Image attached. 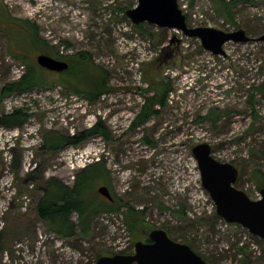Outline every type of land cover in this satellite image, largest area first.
<instances>
[{
  "label": "rangeland",
  "instance_id": "obj_1",
  "mask_svg": "<svg viewBox=\"0 0 264 264\" xmlns=\"http://www.w3.org/2000/svg\"><path fill=\"white\" fill-rule=\"evenodd\" d=\"M186 2L191 27L226 33L243 29L252 39L264 34V0ZM137 4L0 0V117L15 111L30 115L21 127H0V264H95L98 256L133 255L135 244L146 243L156 229L192 245L211 264H242L241 247L252 264H264L262 240L253 237L243 245L242 236L221 229L216 212L210 214L214 203L207 191H181L180 186L192 149L208 144L215 160L237 168L235 186L250 199L264 189V42H228L225 55L214 56L199 39L176 30L150 24L140 30L124 11ZM36 33L38 42L33 43ZM51 47L59 54L88 57L92 69L106 71L110 91L92 102L72 88H86L80 74L69 84L48 76L36 57ZM147 64L166 68L175 92L147 124L132 128L145 99L153 95L145 92ZM19 65L25 66V75L32 69L41 84L3 96L4 88L24 78L17 80ZM98 123L109 130V140L95 136L56 152L44 149L50 131L74 136ZM7 132L21 133L15 141ZM22 139L34 147L27 148ZM90 152L97 156L84 168L78 155ZM101 162L108 181L97 184L91 195L106 201L97 192L106 186L117 201L144 210V222L154 229L130 231L122 207L98 214L88 238L78 234L65 240L51 233L35 212L47 182L54 179L73 188L79 173ZM72 219L77 223V214Z\"/></svg>",
  "mask_w": 264,
  "mask_h": 264
},
{
  "label": "trees",
  "instance_id": "obj_2",
  "mask_svg": "<svg viewBox=\"0 0 264 264\" xmlns=\"http://www.w3.org/2000/svg\"><path fill=\"white\" fill-rule=\"evenodd\" d=\"M125 9L124 11L127 12L128 10ZM145 24L147 23L141 24L139 29L141 30ZM37 37V33L32 35L31 39L33 43L38 42ZM173 63L177 68V59L173 60ZM159 65L152 68L151 64H147L148 67L144 71L143 76V81L147 84L145 92L146 94L153 95L145 99V103L142 105L139 114L134 120L132 128L142 127L147 124L153 116L158 114V107H166L170 96L175 92L172 81L168 75H165L166 68L162 69ZM92 66L91 60L88 57H77L72 59L69 73H72L75 69L78 70V75H81L80 81L84 86L86 85V88H72L76 92L84 93L85 97L93 102L102 95L107 94L110 88L108 87L106 71L102 68L92 69ZM172 67L174 68V66ZM39 84L41 83L34 76L33 70L29 68L24 78L20 82L4 88L2 95L6 96L18 88L32 90L34 87L39 86ZM29 118L30 115L23 111H15L9 115H2L0 117V127L8 129L18 128L28 123ZM95 136H102L107 140L110 139L109 130L103 123H98L92 129L74 136L61 135L50 131L45 135L44 149L48 152H56L69 146H79L84 141ZM257 176H260V173L257 172ZM108 177L109 173L106 169V164L101 162L89 166L79 173L73 188H68L60 181L54 179L49 180L44 187V194L36 206L35 212L37 218L46 224L51 233L65 240L73 239L78 234L87 238L90 237L94 219L98 214L108 210L120 211L122 207L126 208L125 222L130 231L135 232L142 229L146 232L149 229H154L153 226L144 222L146 214L144 210H138L128 203H123L122 200H115L113 204L107 201L99 202L96 195H91L97 184L101 182L107 183ZM254 178L256 179V175H254ZM260 190L262 189L260 188ZM182 210L177 212L178 215L182 214ZM73 214H77L78 216L77 223L72 219ZM172 240L176 241L175 239ZM145 242L150 243L149 238L146 237ZM183 244L189 245L195 251L192 245L188 243ZM238 251L241 254H246H244L242 264H252L251 258L245 252L244 247L238 248ZM195 252L200 255L197 251ZM101 257L103 256H98L97 260ZM204 260L211 264L208 260Z\"/></svg>",
  "mask_w": 264,
  "mask_h": 264
},
{
  "label": "water",
  "instance_id": "obj_3",
  "mask_svg": "<svg viewBox=\"0 0 264 264\" xmlns=\"http://www.w3.org/2000/svg\"><path fill=\"white\" fill-rule=\"evenodd\" d=\"M126 16L136 26L147 23L160 29L177 30L187 38L199 39L202 47L214 56H224L223 47L228 42H264V34L259 39H252L243 29L226 33L211 27L190 28L178 0H138L137 6L128 10ZM37 63L55 72L69 68L68 63L47 55L38 56ZM192 152L201 172L203 187L215 204L217 216L227 223L239 224L264 242V189L261 190V200H251L235 187L239 178L237 168L215 160L208 144L196 145ZM97 192L113 200L106 186L100 187ZM149 240L150 243H136L133 255L103 256L95 264H209L189 245L172 240L163 229L150 232Z\"/></svg>",
  "mask_w": 264,
  "mask_h": 264
},
{
  "label": "built area",
  "instance_id": "obj_4",
  "mask_svg": "<svg viewBox=\"0 0 264 264\" xmlns=\"http://www.w3.org/2000/svg\"><path fill=\"white\" fill-rule=\"evenodd\" d=\"M179 2H180V4H179L180 9L182 10V12L185 15H187L188 14V4H187L186 0H179ZM188 26L191 27L190 25H188ZM193 26L194 27H191V28H196V25H193ZM177 33H181V32L177 31ZM10 59L11 58L9 57L7 61H9ZM8 63L11 64L10 61ZM12 73H15V72H12ZM16 73H17V80H21L22 77L25 75V66L24 65L16 66ZM83 108L85 109V112L87 113V108H85V107H83ZM87 121L90 122L91 119L87 118ZM66 123L68 124L67 120H66ZM7 133H10L9 135H10L11 139L16 141L17 137H18L17 134L19 135V133H21V132H18V133L17 132H14V133L7 132ZM22 141L24 142L23 139H22ZM24 143L26 144L25 146L27 148H29L31 144H33V147H34V142H30L29 141L28 143L27 142H24ZM95 156H97L96 153L93 154V153L90 152L88 155H85L84 153H81L80 155H78V157L80 158L79 162H82L81 165H83L84 168H85L88 164L93 162L92 159ZM25 159H27V162H29V160H30L27 157ZM76 163H78V162H76ZM186 169H187V176L185 174L182 175V178H184V180L182 181V183L180 185V186L183 187L181 191L193 189L196 192H200L201 194H203L206 190L203 187L202 178H201V172H200L198 163H196L195 159H193V156L189 157ZM74 175L75 174H73L72 178L74 177ZM197 198L199 200L202 199V197H197ZM261 199H262V194H261V191H260V192H258V198L252 199V200L258 201V200H261ZM211 211H210V214H212L213 211L216 212L215 205L212 206ZM220 223H221V229H223V230L228 229V230H231V231L235 232L239 237L242 236V238L244 240L243 245L245 243H248V242H245L247 239L251 240L254 237L252 234L249 233V231H247L245 228H243L239 224L227 223L223 219H220ZM251 245H252L251 246L252 249H258V246H257L256 243L254 244L253 242H251Z\"/></svg>",
  "mask_w": 264,
  "mask_h": 264
},
{
  "label": "flooded vegetation",
  "instance_id": "obj_5",
  "mask_svg": "<svg viewBox=\"0 0 264 264\" xmlns=\"http://www.w3.org/2000/svg\"><path fill=\"white\" fill-rule=\"evenodd\" d=\"M55 51H56V48L55 47H51V48H48L47 51L40 52L38 54V56L47 55V56L52 57L53 59H55L57 61L66 62L69 65L68 70L62 71V72H55V71H51V70H49L47 68L41 67L37 63V57L38 56L36 57V63L38 65V67L40 68V70H42L43 72L45 71L46 73H48L47 74L48 76L60 77L61 79L66 80L67 84H69V83H71L72 77H76L78 75L77 69L73 70L71 75H67V73H69V70H70V67H71V60L74 59L76 57V55H73V56L64 55L63 53L59 54V53H57V51L56 52ZM64 87H66L65 84H64ZM104 95H106V94H104ZM110 193H111V191H110ZM99 196L101 198H104V200H106L108 203H111V204H113L114 201L116 200L115 197L112 194H111V196H112L113 200H109V199L105 198L104 196H102L100 194H99Z\"/></svg>",
  "mask_w": 264,
  "mask_h": 264
}]
</instances>
